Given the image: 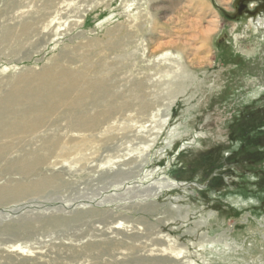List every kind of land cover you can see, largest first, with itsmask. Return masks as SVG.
<instances>
[{
	"label": "rangeland",
	"instance_id": "1",
	"mask_svg": "<svg viewBox=\"0 0 264 264\" xmlns=\"http://www.w3.org/2000/svg\"><path fill=\"white\" fill-rule=\"evenodd\" d=\"M238 1L0 0V264H264Z\"/></svg>",
	"mask_w": 264,
	"mask_h": 264
},
{
	"label": "flooded vegetation",
	"instance_id": "2",
	"mask_svg": "<svg viewBox=\"0 0 264 264\" xmlns=\"http://www.w3.org/2000/svg\"><path fill=\"white\" fill-rule=\"evenodd\" d=\"M249 0H239L238 4H239V14H243V13H247L250 16V21H252V18L256 17L254 20V23H262L261 22V16L260 14L256 15L258 13L257 10V4L255 2V5H253L254 2L249 1V3L247 4L246 2ZM260 17V19L258 20L257 18ZM241 21H245L244 18L241 19ZM225 37H228L227 34H225Z\"/></svg>",
	"mask_w": 264,
	"mask_h": 264
},
{
	"label": "bare ground",
	"instance_id": "3",
	"mask_svg": "<svg viewBox=\"0 0 264 264\" xmlns=\"http://www.w3.org/2000/svg\"><path fill=\"white\" fill-rule=\"evenodd\" d=\"M250 1H256V0H250ZM249 17V16H248ZM103 89V88H102ZM61 93H62V91H61ZM65 93V92H64ZM63 97H65V98H69L68 96H63ZM69 104V103H68ZM14 115V114H13ZM3 192V191H2ZM4 194V193H3ZM4 197V196H3ZM166 259H167V257H166ZM169 259V258H168ZM164 261V260H163ZM165 261H167V260H165ZM169 261V260H168Z\"/></svg>",
	"mask_w": 264,
	"mask_h": 264
}]
</instances>
